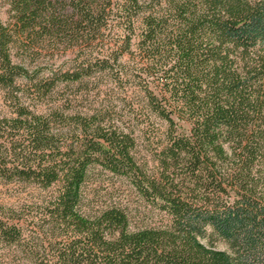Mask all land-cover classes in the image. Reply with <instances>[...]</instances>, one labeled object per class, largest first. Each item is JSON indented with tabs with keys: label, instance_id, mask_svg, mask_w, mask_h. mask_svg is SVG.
Instances as JSON below:
<instances>
[{
	"label": "trees",
	"instance_id": "1",
	"mask_svg": "<svg viewBox=\"0 0 264 264\" xmlns=\"http://www.w3.org/2000/svg\"><path fill=\"white\" fill-rule=\"evenodd\" d=\"M7 2L0 88L12 109L0 115V181L37 191L29 205L0 204V243L11 256L264 264V0ZM59 46L74 54L72 67L45 76L25 63ZM125 56L138 58L130 71ZM98 70L123 89L134 124L161 120L152 168L136 157L137 138L151 134L123 125L114 106L39 113L21 100L25 89L43 96L61 83L87 85ZM131 81L138 90L126 89ZM96 165L128 177L169 222L132 228L124 207L88 208L84 183ZM208 236L227 250L202 243Z\"/></svg>",
	"mask_w": 264,
	"mask_h": 264
},
{
	"label": "rangeland",
	"instance_id": "2",
	"mask_svg": "<svg viewBox=\"0 0 264 264\" xmlns=\"http://www.w3.org/2000/svg\"><path fill=\"white\" fill-rule=\"evenodd\" d=\"M0 19L4 24L13 21L7 0H0ZM12 50V59L15 62H21L23 49L13 47ZM73 58L74 54L71 51L64 50L63 47L59 46L58 49H41L40 55L36 56L35 60L31 61L32 63L27 61L25 63L32 64L33 69L37 66L39 73L46 76L50 74L51 69L72 67ZM135 58L132 60L125 56L122 59V64L125 65L127 70L130 71L134 66V63L138 60L137 56ZM111 79L109 72L98 70L95 72L94 77L91 76L90 79H85L87 85L61 83L43 96H38L32 90L25 89L23 95H21V100L29 105V108L39 113L48 112L58 104L62 105L66 112L75 110L91 112L101 106L102 103L109 106L110 110L114 106L113 111L116 112L123 125L133 123L131 125H137L135 129L137 132L144 127V129L147 128L148 135L151 134L150 137L146 135L137 138L136 157L147 168H152L154 164L151 151L156 143L151 141L155 137L154 133L159 132V126L162 125V122L151 116L149 121L142 122L140 120L138 124H134L128 102L121 100L123 89L116 87ZM130 83L132 84L126 85L128 91L132 88L138 90L135 81ZM107 87H113V89L107 91ZM11 109L12 103L5 99L4 92L0 88V115L8 114ZM84 196L87 207L94 211L109 205L124 207L129 215L132 228L158 227L169 222V216L142 197L128 177L113 174L98 165L94 166L88 174V178L84 183ZM36 197L37 191L32 187L0 181V204L17 206L27 203L29 205L30 201L35 200ZM208 233H211L210 229H208ZM201 242L205 245H212L216 249L227 250V245L219 238L208 236L201 239ZM10 253V250L0 243V264H31L28 260L21 259V255L17 254L16 257H13Z\"/></svg>",
	"mask_w": 264,
	"mask_h": 264
}]
</instances>
